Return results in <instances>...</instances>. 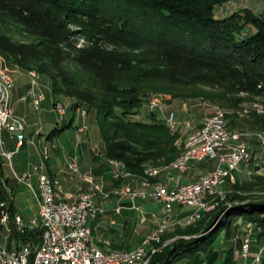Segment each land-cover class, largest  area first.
<instances>
[{"label": "trees", "instance_id": "16d2710c", "mask_svg": "<svg viewBox=\"0 0 264 264\" xmlns=\"http://www.w3.org/2000/svg\"><path fill=\"white\" fill-rule=\"evenodd\" d=\"M227 1L0 0V59L47 75L54 95L74 98L75 109L94 111L106 158L122 163L127 173L155 182L158 177L146 174L147 166L172 165L181 148L170 125L154 111L149 122L134 119L148 95L147 83L167 78L171 83L201 84L210 89L206 100L231 110L264 98V13L216 16L218 5ZM242 20L254 30L239 37ZM10 22L34 40L12 38L5 30ZM78 33L85 34L87 44L79 46ZM68 59L77 71L65 65ZM252 116V129L264 130V114ZM65 128H54L48 137ZM258 188L264 195V183ZM233 200L231 206L203 212L205 217L188 230L178 228L173 236L183 237L167 244L166 231L150 264L209 254L217 237L222 232L230 237L239 222L256 223L262 229L256 236L262 238L264 199L236 192ZM9 208L13 215V206ZM41 234L40 229L15 232L11 239L38 243ZM223 264L235 263L228 255Z\"/></svg>", "mask_w": 264, "mask_h": 264}, {"label": "rangeland", "instance_id": "374dc122", "mask_svg": "<svg viewBox=\"0 0 264 264\" xmlns=\"http://www.w3.org/2000/svg\"><path fill=\"white\" fill-rule=\"evenodd\" d=\"M254 12L255 14L259 15L264 13V0H228L227 2L218 5L215 15L216 16H226V15H231L233 13H238L240 15H246L249 12ZM250 12V13H251ZM247 20V19H246ZM242 20V28L240 31L237 32V35L239 37L242 36H247L250 32H252L254 29L251 25L243 24ZM73 29L77 31H82L79 26H73ZM6 32L14 39L16 40H29L33 41V37L29 36L21 26L17 25L14 22H10L9 25L5 28ZM76 42L80 45H85L88 43V40L85 36L84 33H78L76 36ZM2 65L8 69L9 75L11 77V71L13 72L14 75V70L19 69V70H26L30 73L32 77V85L33 81H35V76L33 73H36L38 75L37 78V83L39 81H45L47 84H49V77L47 75H40L38 74L35 70H27L24 69L17 64L13 63L12 61H8L5 57L2 56ZM65 65L70 69V70H75L77 71V68L75 64L72 62L71 59H68L65 63ZM48 88V87H47ZM146 90L148 92V95L146 96L145 102L142 104V107L140 109V112L137 116L134 117L136 120H141V121H146L149 122L151 121V112L154 111L156 115L160 118L165 119V121L170 125L171 130L173 133L177 135V140H176V145L182 149L184 143L186 142V139L189 137L190 133L194 131L193 129L195 127H198L200 121L204 120L205 118L209 117L210 113H214L218 110H222L226 112V114L229 116L228 118V123L230 126V131L232 132H242L243 139L247 141L250 146L251 150L253 151V159L250 163L249 166H246L245 164H241L240 167L234 172L235 176V182L237 181V185H233L234 183L232 181H227L224 183L225 185L222 188H219L218 190V196L216 198V206H220V208H224L226 206H231L234 203L233 197L236 192L241 193L242 195H247L248 199L252 200H262L264 199V195L259 191V186L260 183H264V148L261 146L259 136L260 138H264V130L261 129H252L250 125V121L253 120V113L256 114H264V98L262 97H256L255 100L253 101H248L244 102L241 106H239L235 110L228 109L226 107H222L216 104L211 103L210 101L206 100L204 96L210 91L209 88L201 85V84H186V83H171L168 82L167 78L161 80H152L151 82L147 83ZM244 96V94H241ZM43 96V97H42ZM44 99V95L41 94V102ZM152 100H159L160 103L158 106H155L154 110H151L150 108V103ZM58 103V102H56ZM61 103V102H59ZM63 105H60L59 107H55L56 110L60 113L58 109L62 107V113L64 112L65 109V104L61 103ZM56 105V104H55ZM60 113V115H63ZM86 113V112H84ZM215 114V113H214ZM213 114V115H214ZM89 117L92 119H95V113L94 111L89 112ZM23 118V117H20ZM60 118V117H59ZM25 120V119H23ZM34 121H37L41 128L45 129L49 123V116L47 115H42L39 117L38 115L34 118ZM40 121V122H39ZM88 124H86L87 126ZM195 126V127H194ZM93 135H94V143L96 144L97 152L105 150V143L100 135L99 130L97 129V126L94 125L93 127ZM79 131V128H78ZM196 131V130H195ZM189 133V135H188ZM194 133V132H192ZM191 133V134H192ZM188 135V137H187ZM259 135V136H258ZM74 137V129L73 128H67L66 132L62 134V136L59 138V149H54L51 145V143H48V148L49 150H43V145L40 147L37 145V135L35 136V140L33 143H30L27 149H24L23 152L20 155H17L15 157L16 162L20 166L17 165V169L20 170L23 167H29L32 164H41L47 165L49 164L53 168L56 169L55 165H57V169L63 167V157L59 156L62 155V150L64 147L68 148H74L76 145V140L73 139ZM43 150V151H42ZM181 153V150H180ZM180 155V154H179ZM178 155V157H179ZM177 157V158H178ZM7 159H10L11 157H7ZM176 158V159H177ZM73 160L78 161V165L81 168V163L80 160L77 159V157L71 158ZM9 161V160H8ZM70 162V159H69ZM174 163V162H173ZM200 165H202L204 168H206L207 171H211L217 167V160H202L197 162ZM117 166V164L115 163ZM173 165V164H172ZM172 165H150L152 168V171L146 172V174L151 175V176H158L160 173L161 168H166L172 167ZM148 167V166H147ZM45 168H43V171ZM116 169V167H115ZM172 169V168H168ZM147 170V168H146ZM187 171V170H186ZM82 172V170L80 171ZM152 173V174H151ZM130 173H125L122 176L116 177L115 172H111V177H112V182H111V187L110 189H114L110 192V198L107 200V203H114V201H117L120 199L119 197L121 195H124L125 200H122L120 203L123 206L124 209L122 210V213H116L114 211H107L105 213H99L97 217L91 220V222L94 220H100L102 222H108L110 221L111 218H115L116 220L118 219L120 222V218L122 216H126L127 219L131 222V227L132 229L128 228H120L118 230V238H128L133 237L135 235V231H133V228L136 224L137 225V232H143V224L147 222V219L153 217L152 214H148L145 212V209L141 208L146 204V208H150V210L158 213L160 208L162 210V206L157 203L154 199L152 198H141L139 196H134L132 195L134 192L133 190L136 189L138 190L139 188L135 186H130L131 188L128 187V175ZM48 175V174H47ZM87 175H92L94 176L99 182L104 186L105 190L109 192L108 189H106L104 183L102 180L98 179L92 172H89ZM86 175V176H87ZM132 175V174H131ZM130 175V176H131ZM204 175V174H203ZM202 176V175H201ZM120 179L122 183L117 182V180ZM149 179L148 177H145L144 180ZM30 180V179H29ZM143 180V181H144ZM152 183V181L149 179L147 180ZM31 182L37 187L36 180H31ZM193 182V181H191ZM231 182V183H229ZM126 183V184H124ZM160 184V182L155 181L153 184ZM86 184V183H85ZM124 184V185H123ZM151 185V186H152ZM0 186H4V181L0 179ZM123 187H128L122 189L123 193L127 194H118L117 190L121 189ZM238 187V188H236ZM5 188V187H3ZM167 188V187H166ZM173 188V185L169 187L168 189ZM87 189V187L85 188ZM131 189V190H130ZM143 189V187H142ZM11 187L9 188V194L8 195H2V192L0 190V197H3L2 200L8 203V206L10 207L15 204V209L18 214H20L25 221H28L29 219L33 217H37V212L39 208V199L38 195H35L34 192L25 185H18L17 189H14V194L11 193ZM147 189H144V191ZM143 191V190H142ZM128 194H131L135 199L130 201L129 205L133 206L135 205L138 207V209L134 208L129 211V218H128ZM220 195V196H219ZM40 196V195H39ZM65 197V196H64ZM131 197V196H130ZM122 199V198H121ZM130 199V198H129ZM69 201H73V199H69ZM97 205V202H96ZM118 205V203L116 204ZM115 205V206H116ZM98 206V205H97ZM114 206V207H115ZM100 208V207H99ZM141 210V212H140ZM181 210V211H180ZM191 210V207L189 206H182L178 203H173L171 205V212H170V219L171 223L173 224L172 227H169V229L165 230L164 237L167 238V243H171L174 239H177L179 237H183L180 235L173 236V234L177 231L178 228L182 230H188L187 226L190 224H186L185 221H183L186 217H188L190 214H186ZM144 211V212H143ZM177 211V212H176ZM194 211V209H193ZM180 212V215L177 213ZM208 212V211H206ZM152 213V212H151ZM185 214V215H184ZM195 214V213H194ZM192 214V215H194ZM156 215V214H155ZM206 213L202 214V217H205ZM154 218V217H153ZM200 218V219H201ZM142 219V220H141ZM199 219V220H200ZM143 221V222H142ZM198 221V220H197ZM196 221V222H197ZM195 222V223H196ZM194 223V222H193ZM204 224V221L196 224L193 226V228L199 227L201 224ZM240 223V222H239ZM238 223V227H234L232 232L230 233V237L226 236L225 232L223 233V237L226 239L227 237L229 239H235V241H239L242 234L244 233V229H241L240 227H243V225ZM10 226H14L13 223H10ZM156 228V226H155ZM153 229V231L155 230ZM241 229V230H240ZM184 230V231H185ZM151 231L150 234L153 233ZM254 235L256 236L258 233H261L262 231L258 232L257 229L253 230ZM162 234V235H163ZM204 233L198 234L196 236H201L204 235ZM7 231L6 228L0 229V240L2 243L6 244L8 242V239L6 237ZM186 238L188 236H185ZM257 237V236H256ZM261 239V238H260ZM262 239H264V235L262 236ZM110 243L113 241L109 240ZM233 241V240H232ZM103 241H101L102 244ZM128 244V242H127ZM239 244V243H238ZM254 247V245H252ZM239 248V247H237ZM264 248V244L260 248L262 250ZM123 249H128V248H123ZM137 249V248H136ZM117 250V249H114ZM230 251V252H229ZM235 248L231 247L227 251V256L230 255L233 258L236 256V253L234 252ZM256 249H252L251 253L249 254V257L252 258L255 256ZM213 256V255H212ZM215 256V255H214ZM213 258L215 259V257ZM207 256H205L204 253H199L193 257V259L189 258H183L181 260L175 261L173 264H207V262H204ZM218 258V257H217ZM217 258L215 260H217ZM212 257L209 259L211 260ZM220 259V257L218 258ZM216 262V261H215ZM234 262V261H233ZM235 263V262H234ZM222 264V263H220Z\"/></svg>", "mask_w": 264, "mask_h": 264}, {"label": "built area", "instance_id": "2783aa9c", "mask_svg": "<svg viewBox=\"0 0 264 264\" xmlns=\"http://www.w3.org/2000/svg\"><path fill=\"white\" fill-rule=\"evenodd\" d=\"M38 75H35L37 83ZM14 86V77H3L0 71V147L3 145V132L7 129L17 135L18 147L22 146L21 135H25V123L20 118L10 103V96ZM41 103V94L36 96L35 104L39 106ZM159 100H152L150 103L151 110L158 106ZM60 108V112L62 111ZM84 115L83 110L81 111ZM228 123V118L224 116L211 115L203 120V122L194 131V140L196 150L191 152L190 157L198 159L217 160V167L211 171L205 172L203 177H198L197 182L185 181L182 174L189 168L187 159L179 162L178 166L173 169L179 172L174 179L173 188L168 189L164 185L160 188V195L145 196L142 194V188L133 192H139L141 198H152L162 206L165 216L156 224L153 236H156V229L163 227H172L170 212L168 207V198L177 197L178 204L189 206L194 209L193 213L198 212L203 206H196V198H206L211 196L214 188H222L225 184H221L220 174L224 172H233V166L245 164L249 166L253 159V151L250 144L243 139L242 132H233V135L217 134V127H222ZM81 131V129H79ZM259 136V135H258ZM259 140L264 148V138ZM213 144H227L229 148V156H213L209 153V146ZM3 155L11 157V152H3ZM121 168H125L122 163L117 164L116 169L112 172H119ZM38 171L37 187L33 183H29L30 174L17 175L19 181L27 183L28 187L35 195H43L45 198V206L43 215L31 218L25 221L24 218L17 213L13 215L10 212L8 204L0 199V229L6 228L8 242L2 243L0 240V264H21L19 262V252H27L29 254V264H132L135 257L129 254L117 255V257H108L102 253L98 245V238L95 234H91V211L102 213V208L97 205L82 203V196L89 193V188L81 189L76 195L63 191L60 181L55 178V187L46 185V172L39 171V166L35 167ZM147 171H151L147 169ZM67 177L74 179L82 172H76L72 159L67 163ZM84 180H88V176H84ZM231 183V182H229ZM101 188L103 199L110 198V192L106 191L104 186H95ZM49 189H62V198L64 195L73 196V204H65L64 207H54L51 205V197H49ZM119 194V189L117 190ZM220 196V195H219ZM97 197V196H96ZM121 207H117L119 212ZM183 221L187 220L190 216ZM13 223L14 226H10ZM244 233L242 234V256L248 258L250 254V245L254 238V231H262L261 227H257L256 223L244 222ZM42 230L41 240L38 243L33 241H17L11 239L13 233ZM78 235H86V244H79ZM108 241V240H106ZM141 253V250H140ZM241 264H251L244 262ZM253 264H257V254L253 259Z\"/></svg>", "mask_w": 264, "mask_h": 264}, {"label": "crops", "instance_id": "0c3cea01", "mask_svg": "<svg viewBox=\"0 0 264 264\" xmlns=\"http://www.w3.org/2000/svg\"><path fill=\"white\" fill-rule=\"evenodd\" d=\"M2 60L0 59V63L2 64ZM11 77H14V86L12 88L11 96H10V103L13 105L16 114L19 117H23L22 119L25 123V135L22 142V146L18 147V138L17 135L13 132L8 131L7 129L3 132V140L4 143L0 147V179L4 181V186H0V190L2 192V195H8L9 194V188L11 187V193L14 194V189H17V186L25 185L28 186L27 183L19 181L17 179V175H25L30 174L29 176V183H32L31 180L37 181V175L38 171L35 170L36 166H39V171L44 172L43 168H45L46 174H48L50 177L57 178L60 181V184L62 185L63 191L66 193H72L76 195L78 192L81 191V189H85L87 187V184H85L84 176L87 175L89 172H92L98 179L102 180L104 183L106 189H110L112 177L111 172L113 169H115L116 165L113 161L108 160L105 156V150L98 151L96 148V144L94 143V135H93V127L94 125L97 126V129L99 130V127L95 121V119H92L89 117V113H87L85 110H83L84 115H82L81 111L82 109H75L74 103L76 100L74 98H69L64 95H54L52 91V83L49 81V84H47L45 81H39L36 83V85H32V77L30 73L26 70H14L11 71ZM48 87V88H47ZM39 94L44 95V99L40 103L39 106H36L35 99L36 96ZM58 102V103H56ZM64 103L65 109L64 114L60 115V113L56 110L57 107L60 105H63L61 103ZM56 104V105H55ZM56 107V108H55ZM60 111V109H58ZM215 113V112H214ZM214 113H210L207 116H211ZM41 117L42 115L49 116V123L47 127L44 129L41 128L40 124L37 121H34V118L36 116ZM60 117V118H59ZM40 122V121H39ZM203 122L200 121L199 125ZM86 124H88L86 126ZM70 125V126H68ZM198 125V126H199ZM64 128L66 127L62 132L56 134L53 138H49V133L54 128ZM73 128L74 129V137L76 145L74 148H68L64 147V149L61 151L62 155L59 154V156L63 157V167L57 169V165H55L56 169L50 166L49 164L43 165L41 164H32L29 167H23L22 169L18 170L16 167L17 165L20 166V163L18 164L15 160V157L17 155H20L24 149H27L30 143H33L35 140V136L37 135V145L40 147L43 145V150H49L48 143H51L52 147L54 149H59V138L62 136L63 133L66 132L67 128ZM195 127V126H194ZM78 128L81 129V131H78ZM197 127H195L193 130L195 131ZM192 131V132H194ZM191 132V133H192ZM190 133V134H191ZM189 135V133H188ZM187 135V137H188ZM42 150V151H43ZM3 152H11V158L7 159L5 155H3ZM77 157V159L80 160L81 163V170L82 174L79 176H76L74 179H70L67 177V163L69 162V159ZM9 160V161H8ZM172 167H164L161 168L158 177V182L160 184L164 185L165 187L169 188L173 185L174 179L179 175V172L175 169H168ZM205 172H208L206 168H204L199 163H192L187 171H185L182 174V178L185 181H196L198 177L203 175ZM128 175V187L135 186L137 188L149 189V186L145 185L146 179L140 178L134 175ZM144 180V181H143ZM154 183V182H152ZM126 184V183H124ZM123 184V185H124ZM123 187L119 189V194H127L123 193L122 189L128 188ZM115 189V188H114ZM114 189H110L109 192ZM65 199L69 201V199H73V196L71 195H64ZM128 218L129 211L138 207L135 205H129L130 201L133 202L135 198L131 194H128ZM131 196V197H130ZM3 197H0L2 200ZM117 201L118 205L107 203L109 199H103L100 196H97L96 202L97 205L102 208L103 212L105 213L107 211H114L116 213H122V210L124 209L121 201L125 200L127 198L124 197V195H121ZM122 198V199H121ZM130 198V199H129ZM4 201V200H3ZM126 201V200H125ZM121 202V203H120ZM7 203V202H6ZM8 204V203H7ZM147 204V203H146ZM146 204H144L143 209H145V212L148 214H152L153 217L147 219V222L145 225L143 224V232H137V225L136 224L133 228V231H135V235L133 237H129L128 240L124 238H118V230L120 228H128L132 229L131 222L129 219L126 218V216H122L119 220L115 218H111L108 222H102L100 220L92 221V229L93 234L98 238V242L101 243V241L104 240H112L113 244L111 242V249H117V250H134L138 248L144 240L150 235L151 231L155 228L156 224L165 216V213L163 210H159L158 213L150 210V208H146ZM116 205V206H115ZM13 209L14 213L16 212L15 204L13 203ZM115 206V207H114ZM117 207H121V210L119 212L116 211ZM39 209V208H38ZM39 211V210H38ZM181 211V210H180ZM141 212V210H140ZM144 212V211H143ZM152 212V213H151ZM177 212V211H176ZM193 212V208L191 207V210L187 212L186 214H190ZM156 214V215H155ZM180 215V212L177 213ZM194 214V213H193ZM38 215V212H37ZM185 215V214H184ZM34 218V217H33ZM142 220V219H141ZM143 222V221H142ZM243 229V227H240ZM240 229V230H241ZM222 232L214 242L212 246V250L209 254H205L206 259L204 262H207V264H220L224 263L227 251L231 248H235L236 256L233 258V261L235 264H241L244 262H248L253 264V259L261 250L260 248L264 244V239H258L256 236H254L251 245H250V253L252 249H256L255 256L247 259L242 256V238H240L239 241H235V239H229L228 237L225 239L223 237ZM242 237V236H241ZM233 240V241H232ZM128 242V244H127ZM239 243V244H238ZM103 244V242H102ZM254 245V247H252ZM239 247V248H237ZM128 248V249H123ZM264 249V248H263ZM220 257V259L217 258ZM212 257L211 260H209ZM216 261V262H215ZM258 264V263H257Z\"/></svg>", "mask_w": 264, "mask_h": 264}, {"label": "bare ground", "instance_id": "6f19581e", "mask_svg": "<svg viewBox=\"0 0 264 264\" xmlns=\"http://www.w3.org/2000/svg\"><path fill=\"white\" fill-rule=\"evenodd\" d=\"M2 59V58H1ZM0 71L1 75L3 77H10L8 69L4 67L0 63ZM35 76L36 73H33ZM43 97V96H42ZM43 99V98H42ZM215 116H224L226 117V112L222 110H218L214 114ZM217 134L221 135H233V132H231L228 128V124H225L222 127H217ZM24 135H21V141L23 140ZM194 140V133L190 134L189 137L186 139V142L184 143L181 153L179 157L174 161L172 168L175 166L179 165V162H182L183 159H187V166H190L192 163H196L205 159H198L197 157H190L191 152L193 150H196V143L192 142ZM209 153H212L213 156H229V148L227 144H213L209 146ZM75 171L80 172V167L78 165V161L73 160L72 161ZM116 163V162H114ZM119 164V163H116ZM240 166H233V172H224L220 174V181L221 184L226 183L227 181H232L235 183V176L234 172L239 168ZM147 169L152 171V168L150 166L147 167ZM146 172H150L147 171ZM126 171H124L123 168L119 170V172H115L116 177L122 176ZM152 174V173H151ZM51 176V175H50ZM49 175L46 174V185L48 187H55V178L50 177ZM88 180H85L87 184V188H89V193H86L82 196V203L85 204H91V205H96V196L101 195V188H95V186H103L99 180H97L94 176L92 175H87ZM204 175L200 176L203 177ZM193 182H197L193 181ZM146 186H149V189L143 190L142 194L145 196H152V195H160V188L162 187V184H153L149 181L146 180L145 182ZM152 185V186H151ZM219 188H214V192L211 193V196H208L206 198H196V206H203L204 208H201L196 212L194 215L190 216L185 220L186 224H190L195 222L199 217H201L203 212L206 211H211L215 209L216 207V198L218 196V190ZM131 190V189H130ZM132 195L134 196H139V192H134ZM49 197H51V205L54 207H64L65 204H73V201H68L65 199L63 196L62 198V189H49ZM134 198V197H133ZM39 199V206H45V198L43 195H38ZM173 203H178V198L177 197H169L168 198V207H171ZM99 208V206H97ZM99 214L98 211H91V220L97 217ZM38 215H43V208H39ZM169 229V227H163L161 229H156V236H153V233L150 234L144 242L134 250H114L111 249V243L110 241H103V244H99L102 253L108 257H117V255H123V254H129L130 256H137L135 257V261H133L132 264H150V260L153 254L156 252L160 251L161 248L158 247L156 244L160 242L162 234L165 232V230ZM91 234H93V229L91 227ZM78 242L79 244H86V235H78ZM141 250V253H140ZM264 259V249H262L258 254H257V263L262 264ZM19 262L21 264H29V254L27 252H19Z\"/></svg>", "mask_w": 264, "mask_h": 264}]
</instances>
